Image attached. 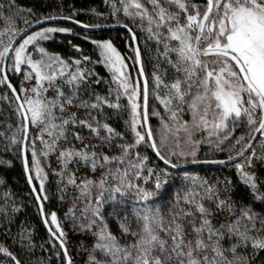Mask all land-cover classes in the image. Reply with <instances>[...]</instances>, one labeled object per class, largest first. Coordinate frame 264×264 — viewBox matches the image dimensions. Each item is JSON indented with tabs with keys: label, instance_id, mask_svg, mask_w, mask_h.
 <instances>
[{
	"label": "snow or ice",
	"instance_id": "6c2138e0",
	"mask_svg": "<svg viewBox=\"0 0 264 264\" xmlns=\"http://www.w3.org/2000/svg\"><path fill=\"white\" fill-rule=\"evenodd\" d=\"M103 2L107 11L92 14L126 30L135 77L110 40L84 35L100 58L93 61L78 45L72 47L81 55L65 58L42 42L77 33L37 29L53 20L85 30L100 23L77 19L75 10L33 19L16 0H0V148L21 160L48 243L62 250V264H74L57 213L44 212L52 176L59 199L72 193L65 216L74 231L92 241L83 264H264V0ZM21 18L24 28L17 26ZM138 32L152 53L150 75ZM97 63L110 79L88 67ZM205 148L226 154L204 162L234 168L235 180L185 174L167 196L176 183L170 169L180 160L197 162ZM149 150L163 167L150 163ZM11 195L5 191L0 200L7 204ZM0 219L10 235L2 207ZM13 239L21 250L32 247L27 229ZM0 256V264H23L3 244Z\"/></svg>",
	"mask_w": 264,
	"mask_h": 264
},
{
	"label": "trees",
	"instance_id": "16d2710c",
	"mask_svg": "<svg viewBox=\"0 0 264 264\" xmlns=\"http://www.w3.org/2000/svg\"><path fill=\"white\" fill-rule=\"evenodd\" d=\"M16 4L22 9H31L33 19L57 13L69 14L75 10L79 12V15L76 18L85 23H100L101 25L115 23L110 17L105 19L92 14L93 9L101 13H105L107 11V7L103 0H16ZM17 26L19 28L25 27L22 18L17 20ZM43 26L72 28L73 31L77 33L76 35L56 33L54 34L53 39L42 42V45L50 53H58L65 58L79 57L81 53L76 52L72 47V45H78L82 49L83 55L90 56L93 61L98 60L100 58L98 50L90 43V40L108 39L121 52V54L126 57H128V53L132 52L126 43L128 34L123 28L89 31L65 21L52 22L44 24L40 27ZM84 35H87L90 40L83 39ZM138 36L140 37L142 58L144 60L146 70L150 75V59L152 53L147 50V47L143 42L142 34L138 32ZM69 41H71V44ZM88 67L94 69L99 76L110 79V74L102 64H90ZM11 79L15 85L19 86L18 77L14 79L12 76ZM98 90L105 92L107 89L104 85H101ZM3 107L5 109L3 115L6 119L8 116L6 105ZM110 123H112L118 131L125 130L122 121L112 120ZM153 123H155V119L152 120V124ZM149 155L151 157L150 163L152 165L160 164V166L163 167L162 163L158 161L153 154H151L150 150ZM222 157H226V154L210 152L207 148H205L198 155L197 159ZM28 158L30 161V154ZM46 171L50 172L51 170L46 168ZM170 174L175 179L176 183L172 191L167 193V196H171L177 188L181 187L183 184V176L185 174L190 176L196 175L209 180L230 176L235 180L234 168L218 164H196L177 169H170ZM0 179L4 181V184L0 185V195H2L5 191L12 194L11 199L8 200L7 204H5L3 200H0V207L5 208L12 220L10 235H6L5 228L8 227L7 221L0 219V225L4 226L3 228H0V244L7 246L10 250L14 251L23 261V264H62V250H59L58 245L56 248H53V246L48 243L50 236L42 223L38 205L26 180L21 160L14 152H5L2 148H0ZM55 182L56 178L50 176V182L46 184V189L49 192L50 199L43 202L44 212L47 215L51 214L53 211L57 213V218L60 221V224L61 222L64 224L63 230L66 233L69 255L72 257L74 264H83V260L86 257V253L83 249L85 246H90L92 241L88 236L78 234L74 231L71 219L59 211L63 200L59 199L60 194L55 191ZM36 187L37 189L39 188L38 183L36 184ZM227 194L228 193H225V195ZM242 194V191L237 192L235 198L239 199ZM167 196L161 203L167 202ZM13 204L19 209V211H13ZM109 226L114 234L119 235V228L116 220H110ZM22 229H27L28 233H30V240L32 242V247L30 249L25 248L24 250H21L18 241L13 239V237H16ZM58 251L61 253L59 256L57 255ZM260 255L264 257V253H261Z\"/></svg>",
	"mask_w": 264,
	"mask_h": 264
},
{
	"label": "rangeland",
	"instance_id": "374dc122",
	"mask_svg": "<svg viewBox=\"0 0 264 264\" xmlns=\"http://www.w3.org/2000/svg\"><path fill=\"white\" fill-rule=\"evenodd\" d=\"M43 27H48V26H43ZM41 28V27H40ZM39 29V28H38ZM103 40H108V39H103ZM103 40H100V41H103ZM123 55V54H122ZM125 56V55H124ZM126 57V56H125ZM133 59H134V53H133V51L132 52H130V53H128V57H126V63H128L129 64V71L132 73V75H133V77H135V68H134V66L135 65H133ZM11 78H12V76H11ZM13 78L14 79H16V76L15 75H13ZM27 86V85H26ZM51 93H49V95H50ZM156 124H157V121L155 120V123H153V126H156ZM33 131L35 132V129H33ZM189 160H191L190 158L187 160V161H189ZM50 161H51V168H55V167H57V165H56V162H55V157L53 156V157H50ZM179 162H184V160H180ZM51 168H47V169H50L51 170ZM47 184V183H46ZM39 185V184H38ZM45 187H46V185H45ZM71 195H72V193L71 192H69V194H68V198H66V199H64L63 200V203H62V206H61V208L59 209V211L60 212H62L64 215H65V213L67 212V209L70 207V204H69V200L71 199ZM61 213V214H62ZM49 216H50V214H49ZM65 219V218H64ZM67 220V219H66ZM63 226H64V224H63V222H61V227L63 228ZM2 259H5L4 257H2V256H0V260H2Z\"/></svg>",
	"mask_w": 264,
	"mask_h": 264
},
{
	"label": "water",
	"instance_id": "95a60500",
	"mask_svg": "<svg viewBox=\"0 0 264 264\" xmlns=\"http://www.w3.org/2000/svg\"><path fill=\"white\" fill-rule=\"evenodd\" d=\"M60 21H64V20H53V21H48L47 23H45V24H48V23H52V22H60ZM65 22H68V21H65ZM115 23H113V24H106V25H102L100 28H91V29H87V30H89V31H96V30H102V29H111V28H121V27H118V26H112V25H114ZM44 25V24H43ZM40 26H42V25H37V28L38 27H40ZM34 30V29H33ZM135 47V45H133V48ZM134 55H135V53H134ZM226 157H222V158H206V159H197V162H192L191 160H189V161H187V162H181V163H179V167L178 168H181V167H185V166H191V165H196V164H211V163H205L204 161L205 160H213V159H225ZM22 166H23V164H22ZM23 171H24V168H23ZM24 174H25V172H24ZM25 177H26V175H25ZM26 180H27V178H26ZM29 185V184H28ZM30 187V186H29ZM30 190H31V187H30ZM32 192V191H31ZM33 194V193H32ZM33 197L35 198V195L33 194ZM36 200V199H35ZM36 203H37V201H36ZM37 205H38V209H39V212H40V204L39 203H37ZM40 216H41V214H40ZM41 220H42V223H43V218H42V216H41ZM43 225H44V223H43ZM44 227H45V225H44ZM45 229H46V227H45ZM47 230V229H46ZM48 232V231H47Z\"/></svg>",
	"mask_w": 264,
	"mask_h": 264
}]
</instances>
